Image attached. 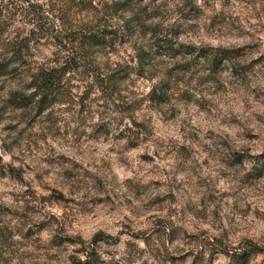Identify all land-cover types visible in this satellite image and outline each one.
<instances>
[{
  "label": "clouds",
  "instance_id": "clouds-1",
  "mask_svg": "<svg viewBox=\"0 0 264 264\" xmlns=\"http://www.w3.org/2000/svg\"><path fill=\"white\" fill-rule=\"evenodd\" d=\"M53 2L63 8L62 0ZM118 3L125 0H91L115 35L105 38L104 48L89 52L87 73L76 76L78 86L71 88V98L58 99L30 128L21 119L25 108L9 106L0 122V169L5 172L0 176V206L14 214L8 217L10 236L0 244V264H68V256L80 243L64 242L57 249L52 247L54 238H78L87 246L101 232L119 236L114 250L121 264H127L130 241L136 245L133 264L145 260L162 264L153 255L156 249L182 264L181 257L189 250L185 232L201 241L222 238L229 255L243 244L247 264H261L264 0H191L192 11L186 16L180 11L185 0H127L114 15ZM29 5L36 6L33 16L38 14L43 21L28 16ZM0 11L4 13L0 22L10 25L0 34V63L12 60L18 36L29 37L27 49L32 53L21 49L26 65L8 63L9 71L17 68L18 75L0 77V107L19 92L35 97L30 109L42 98L30 86L41 69L63 66L79 49L70 45L65 50L56 42L68 29L55 18L58 13L50 11L49 0H0ZM13 11L15 16L10 15ZM86 18L95 23L92 16L75 10L68 16L73 28ZM217 18L227 24L214 25ZM38 23L47 25L43 35ZM154 33L165 36L174 48L191 50L180 59L200 66L195 76L189 79L190 73H177V61L162 52L164 45L157 48ZM86 35L99 36V31ZM225 57L241 70L218 75ZM213 58L218 67L209 79L206 63ZM114 73L117 89L109 99L96 81ZM89 87L90 95L82 101ZM7 124L19 125L17 133L27 128L10 150L5 148L8 133L3 131ZM13 169L27 183L14 181ZM66 171H77L81 181L66 180ZM52 188L61 195L54 196L48 190ZM157 198L162 203L145 211ZM129 229L140 239L133 240ZM146 236H154L155 248L144 242ZM226 260L217 248L213 264ZM183 264H192L191 257H185Z\"/></svg>",
  "mask_w": 264,
  "mask_h": 264
},
{
  "label": "rangeland",
  "instance_id": "rangeland-1",
  "mask_svg": "<svg viewBox=\"0 0 264 264\" xmlns=\"http://www.w3.org/2000/svg\"><path fill=\"white\" fill-rule=\"evenodd\" d=\"M10 2H12V0H10ZM63 3V8H58L57 4L53 2V0H49V4H50V11L56 12L58 13V15L55 17L56 19H59L61 24L66 25V27L70 30H68L67 32L74 30L75 28H73L72 26V22L68 19V16L70 14L73 13V11L75 10V12L79 15V14H87L85 13H81V8L77 7L76 5H72L71 7H68V4L66 2V0H62ZM153 3H155V0H153ZM181 15L182 16H186L188 15V13L190 11H192V6H191V0H185V4H184V8H182L181 10ZM15 11L11 12L10 15L12 16V14ZM64 22V23H63ZM214 25H220V26H224L227 24V20L226 19H220L217 18L216 20H214ZM9 23L7 22L6 26L3 29H6L7 27H9ZM233 28H235L236 26L233 24L232 25ZM47 28V25H46ZM129 31H131V27H129ZM173 34V33H170ZM25 38V37H24ZM154 38H155V43L157 48L159 49L161 45L164 44V42L167 45H164L162 52L164 54H166L167 56H169L171 59H173L174 61H177V63L175 64L177 73H180L182 71H186L187 73H190L191 75L188 77L189 79H191L193 76L196 75L197 70L199 69V65H194V61L193 60H188V59H180L181 57H183L186 52H190L191 50H185V51H181V49H177L172 47L171 42L169 40H167V38L165 36H157L156 33H154ZM37 44L39 43V41L36 42ZM70 45H68L69 47ZM73 45H71L72 47ZM33 47H35V45H33ZM79 47V44L76 43L73 47V49H77ZM98 49V48H97ZM31 53V50L29 51ZM32 54V53H31ZM75 57L79 59L77 60V65L79 67H81L78 71H75L73 73H75L76 75L74 76L73 73H70L69 75H67V77L64 80V83L62 84L61 89H59V93L57 94V100L58 99H64V98H71L70 97V93H71V88L72 87H77L78 86V82H76V76H80L82 74L87 73V68L85 67L89 61L87 58H84L83 56H81V54L78 52H75ZM141 58L144 59V55H141ZM228 59H225V63L223 64L222 67H220L219 69V73L218 75L222 76V77H227L233 73H237L239 72L241 69L239 67H237L234 62L233 59L230 57H227ZM56 59H58V57H56ZM148 63L150 64V61H148ZM146 61L144 59L143 61V65L145 66ZM143 66V67H144ZM74 67V66H73ZM142 67V68H143ZM216 67L217 66H212L210 62L206 63V68L209 74V79L212 78L213 74L216 73ZM17 73L14 74V76H10L8 78H15L17 75ZM116 75L117 74H113L111 77V80L108 79L109 81H96L97 86L101 89L102 92H104L105 96H107L109 99H111V95L115 93L116 89H117V81H116ZM3 91V86H0V92ZM91 92V88L89 87L88 89L85 90L84 92V96L81 97V100L83 101L84 99H86ZM17 97V96H16ZM23 104V108H25V113L22 116V120L23 121H27V128H30L32 126V124L38 119L40 118L41 115H37V111L35 109V107H32L30 109L27 108V106L31 103L30 100L28 99H24L23 101H21ZM11 106V103H8L7 105L0 107V122H3L5 116L4 114L8 111V107ZM13 108V107H12ZM14 109V108H13ZM128 108H125L124 111H128ZM202 111H204V109H201ZM211 108L208 109V115H211ZM134 126L136 127L137 130L140 129V125H137L135 121H133ZM19 128V125H13V124H7L5 125L3 131L8 133V136L5 138V148L10 150L13 147H16L19 143V139L20 137H22L24 135V133L27 131V128H24L22 130L19 131V133H17V129ZM131 131V130H129ZM13 133H17L16 136H13ZM124 134L121 133V136H123ZM133 135H137V133H133ZM8 141H11V143L9 144ZM76 144H79V141L75 142ZM237 159L239 158L238 156L236 157ZM77 169L79 168V166H76ZM5 175V172L3 169H0V176ZM11 177L14 181H17L19 183H27L23 180V177L20 175L19 172H17L16 170H11ZM42 177L37 174V180H40ZM64 178L66 180H69L73 183H78L81 181V176L78 174L77 171H73V172H65L64 174ZM50 190L54 196H60V190L56 189V188H52V189H48ZM109 202H111V198H108ZM61 202H65V201H61ZM159 203H162V201L159 200V198H157V200L155 201H149V205L150 207H146L145 211H151L153 208L157 207V205ZM13 212L11 211V209L0 206V225H4L3 228H0V244L2 243H6L8 240V237L10 236V233L8 232V224L11 223V221L8 219V217L13 216ZM15 215H19L18 213ZM257 219H261L260 217H257ZM7 222V223H6ZM7 233V235H6ZM31 234V229H28V234H26L25 238H29V235ZM100 234H103L104 239L102 241H97L95 242V239L97 238V236H99ZM124 233H121V235H123ZM129 234L132 235L133 240H137L140 239V236L134 233H131V230L129 229ZM98 238H101L98 237ZM106 238V239H105ZM185 238L188 240V252L184 253V255L181 257V261L183 264L184 258L185 257H191V261L192 264H213V257L216 256L217 253V248L220 249L221 254L227 256V260L225 261V264H247V256H248V252L247 249L244 247V245L242 244L240 246V250L238 251H234L232 254H228L227 250L223 244V239L222 238H216L215 241H201L198 238H194L190 235H188L185 232ZM169 239H171V234L169 235ZM64 242L66 243H70V244H75V243H80V247L79 248H75L73 250V253L71 255L68 256V264H83V263H87V264H121V261H117L115 259L116 256V251L114 250L115 245H118L120 243V239L119 236L113 238L111 236H105L104 233H97L93 239H92V243L90 245L85 246L83 244L82 241H80L78 238L77 239H73L71 237H62L61 240H56L54 238V242L52 243V247L54 248H62L64 247ZM144 242L146 244L149 245V248H155V243H154V236L153 237H145ZM250 243V242H248ZM128 248H129V254H128V258H127V264H133V260L132 257L134 255V251L136 248V245L134 243H132L131 241L128 243ZM65 251H67V249L65 248ZM102 255H107L109 257H112L111 260H104L102 259ZM141 255H143V253H141ZM154 257L159 260L162 261V264H176V257L171 256V255H166V256H161L159 253V250L156 249L155 252H153ZM81 257H83V259H81ZM55 258V257H52ZM144 264H148V261L145 260ZM261 264H264V261L261 262Z\"/></svg>",
  "mask_w": 264,
  "mask_h": 264
},
{
  "label": "trees",
  "instance_id": "trees-1",
  "mask_svg": "<svg viewBox=\"0 0 264 264\" xmlns=\"http://www.w3.org/2000/svg\"><path fill=\"white\" fill-rule=\"evenodd\" d=\"M24 2L27 3V0H24ZM66 2L68 4V7L69 6L71 7L72 5H76L77 7H80L81 13L86 12L87 15L92 16L93 19L95 20V23L93 24L91 21H89L86 18L82 22V24L79 26V28H75L74 30L67 32L70 29L66 27V29L68 30H66L63 40H60L59 38H57L56 42L59 45H61V47L65 50L69 48L68 45H73L72 46L73 48L74 45L78 43L79 53L84 58H87L90 51L97 49V48L98 49L104 48L105 44L107 43L105 38L112 37L115 35V33L107 27V22L104 19V17H99V10L91 5V0H66ZM126 6H127V0H125L124 4H119V3L116 4L115 11L113 12V14L119 15L120 8L126 7ZM29 8H30V11H28V16H33V14L36 13V6L29 5ZM16 11H19V9H16ZM16 11L12 14V16L16 15ZM3 14L4 13L0 11V16H3ZM33 18L43 21V17H40L38 14L33 16ZM29 23H31V20H29ZM6 24H7V21L0 22V34H2L4 31L7 30L8 27L6 29H3L6 26ZM128 24H129V27H131V22H128ZM101 25H105V26L101 28L100 27ZM37 26L41 30V35H43L47 31L45 23H38ZM89 31H99V36H96V35H93L91 37L87 36L86 33ZM29 36L35 38L36 33L31 32ZM17 40H18V43L14 46L15 55L12 57V60L4 62V63H0V77L14 76L15 73H17L16 75H18L17 68H13L11 71H9L8 63L16 62L20 64L21 66L26 65L28 63L24 59V56L21 54V49L27 50L28 55L29 56L31 55V53L29 52L30 50L27 49V42L29 40V37H25L23 40H20L18 36ZM163 45H167V44L164 42ZM0 55H3V54L0 53ZM79 58L80 57L76 58L75 54H73L71 59L65 60L63 66L59 68H52L51 70H48V71L41 69L40 75L34 78L33 84L30 86L36 87L37 88L36 94L42 96L41 100L38 101L34 106L37 111V115H41V113L45 109L52 107L53 103L57 101V96H58L57 94L60 92L59 89H61L62 84L64 83V80L67 77V75L75 71H78L81 68L77 65L78 62L76 59H79ZM225 59H228V58L225 57L224 60ZM143 61L144 59L140 57L141 67L144 66ZM55 62L59 64L60 58L58 57V59H55ZM207 62H210L212 66L218 65L215 58ZM111 77L112 75L109 76L107 80H105V78L102 76L97 77V81L98 80L102 82L109 81L108 79L111 80ZM34 98H35L34 96L26 97V96H23L22 93L17 92V93L12 94L11 99L8 101V103H11L14 109L23 108L22 106L23 104H21L22 103L21 101H23L24 99H28L32 101ZM100 236L101 238H98ZM103 239H104L103 234H100L95 239V242L102 241ZM83 264H87V263H83Z\"/></svg>",
  "mask_w": 264,
  "mask_h": 264
}]
</instances>
